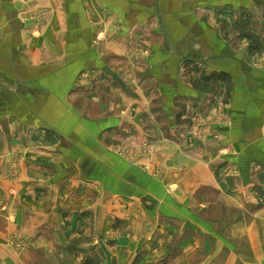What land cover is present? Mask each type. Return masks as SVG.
<instances>
[{
  "label": "crops",
  "instance_id": "crops-1",
  "mask_svg": "<svg viewBox=\"0 0 264 264\" xmlns=\"http://www.w3.org/2000/svg\"><path fill=\"white\" fill-rule=\"evenodd\" d=\"M257 2L264 0H0V227L10 228L13 213H35L37 223H45L47 212H53L52 223H67V243L82 244L76 253L73 245L66 247L67 256L78 254L86 264L92 254L113 259L112 264H136L139 255L148 253L140 264H176V256L160 255L173 246L159 244L161 250L155 251L159 246L148 242L168 236V230L174 236L176 228L174 219L172 228H156L166 220L155 212L156 198H162V207L169 204L166 188L174 184L181 186L174 199L184 202L185 180L197 185L196 170L207 185L214 177L205 170L247 166L250 150L264 166V61L255 64L254 51H238L221 35L228 37L223 27L230 13L246 10L262 17ZM258 22L254 25L264 38V19ZM117 77L140 78L139 96L155 83L139 108L142 117L154 114L167 133L160 156L161 169L168 173L156 179L109 150L132 125L110 112L118 95L128 102V87L114 86ZM211 86L214 92L207 89ZM211 98L222 99L225 122L217 128L213 123L214 131L212 123L202 124L215 111ZM186 101L199 108V126L191 121L184 126L192 113L182 107ZM202 127L204 137L196 133ZM186 128L198 136L195 149L177 137L185 138ZM112 133L115 138L109 137ZM237 149L240 153L226 164L218 159L219 152ZM9 160L17 163V179L9 175ZM219 187L216 182L212 190L219 193ZM50 199L51 207L43 208ZM98 210L111 211L113 232L119 234L107 237L114 244L111 252L92 253L87 247L101 232L92 235ZM102 220L106 228L107 215ZM60 230L55 228L57 237ZM5 237L0 235V264H11L19 256L2 244ZM190 246L182 244L185 252ZM193 256L185 260L201 263Z\"/></svg>",
  "mask_w": 264,
  "mask_h": 264
},
{
  "label": "rangeland",
  "instance_id": "rangeland-1",
  "mask_svg": "<svg viewBox=\"0 0 264 264\" xmlns=\"http://www.w3.org/2000/svg\"><path fill=\"white\" fill-rule=\"evenodd\" d=\"M257 9H259L262 17H260L258 13L257 17L253 18L246 10L241 14L239 13L240 15L234 13L227 15L225 19L228 24L224 25L223 30L227 33L226 36L228 37H225L223 33H221V35H223V38L231 41L232 44L235 43L238 51L246 49L252 52L254 51L253 53L256 59V63H254L258 65L260 62L261 65H263L264 38L260 35L261 33L259 31L261 29L257 24L260 19H264V3L257 2ZM221 16L224 17L223 14ZM254 22L258 23L254 25ZM236 23L240 24L236 26ZM117 78L114 84L116 89L120 83L128 87V89L126 88L128 102H126L125 97L123 98V94L117 97L113 95L115 97L113 98L114 110L110 112L122 117L124 115L123 121H130L132 125L125 126L122 130L123 134L119 135L116 140L117 143L115 141L109 150L112 151L114 155L124 158V161L127 162L126 165L131 164L144 171L151 172V174L147 175L148 178H155L159 175L163 176L168 172H164L163 169H161L162 158L160 154L163 148H166L167 142L164 140L161 141V137L166 136L167 133L163 132V129L161 130L156 117H153L154 114L147 119L146 117H142L143 114L140 112L139 108L140 99L142 97H149L151 90H153L152 85H155V83L151 82L149 89L147 88V90L142 91L139 96L136 93L138 90L136 85L140 78ZM224 82L225 81H223V84ZM216 86H211L212 88L207 89L210 90L209 92H214L213 90H216ZM130 97L133 99L132 104L129 102ZM214 99L211 98L209 105L214 106L215 111H206L205 114L208 112L209 115L207 117L205 116V120L202 122V124L204 123L206 125L208 122L212 123L210 124V126H212L209 127L211 131H214L213 123H215L216 128L217 126L223 127L222 125L225 123L221 113L222 106H220L222 99H216L215 102ZM228 99L229 97L223 99L222 103H226ZM136 102L137 104H135ZM182 107L185 111L192 109L190 116L186 117L189 122H185L186 119L183 120L185 122L184 126L186 123L191 122L199 126L197 122L202 121V114L199 115L198 112L199 108L187 101ZM153 111L154 110H152V112ZM217 113H219L220 116H218ZM129 117L133 118L130 119ZM191 129L192 128L185 129V138H182L179 134H177V137L186 145L188 144L189 147H194V143L192 142H197L198 139L196 137L203 136L202 134L207 129L205 130L204 127L199 129V132H196L198 136H195L196 134L193 135ZM170 132H174V136L176 137L175 131L170 130ZM109 137L115 138V133L110 134ZM168 142H171V140ZM182 149L185 150V148ZM192 149H195V147ZM250 152L251 156L245 162L247 166L242 167L238 165L232 166V168L220 166L218 170H205L203 173L209 171V176L211 172L215 179H213L212 183L208 181L207 185H202L200 182V170H196L197 178H199L198 184L196 185L194 182L190 184L189 178L185 180L188 185L187 187L186 185L184 186V189H187V199L186 197L184 198L183 195L184 202L180 203L174 199V197L178 196L181 189V186H175L174 184L166 188L167 193L165 198L168 201L166 203L169 204L162 207V198H156L159 205L155 212L157 211V213L162 216L163 220L166 219L163 224H160L158 221L156 228H172V225H174L172 224L173 219L176 221L180 219L182 221H174L176 225V228H174V236L171 235L172 231L168 230V236L157 238L156 243L148 241L150 245L159 246L155 251L161 250V245L159 244L173 246L171 251L165 253L161 252L160 255L176 256L174 258L177 260L176 264H195L190 263L191 260L189 262L185 260L189 258L190 253L194 254L193 257H196L195 260L201 262L199 264H264V166L258 163L259 160L256 158L257 154L256 156L254 155L256 151L250 150ZM239 153L240 151H238V149L233 153L222 151L221 153L219 152L220 156L218 159L221 157L222 163L226 164L228 158L233 159V157ZM243 153L248 155V152ZM158 155L159 157H157ZM155 159L156 161L153 163ZM10 162L13 163V168L10 170L9 175L12 174V176L17 179L16 177L19 175L17 163H15V160ZM220 163L221 162H219V164ZM178 173L179 172H176V174ZM209 176L208 178H210ZM174 182H179V179H174ZM216 182L220 184L219 193L212 190V188H216ZM203 186L208 187L204 188ZM91 187L93 188L94 186L91 185ZM94 194L95 190L93 189V200L95 198ZM108 198L109 200L112 199L111 196H108ZM177 198L179 199V197ZM111 202L112 204L110 201L108 202L109 207L113 206L115 203L113 199ZM170 206H172L174 210H172ZM50 207L51 199L49 204H45L43 208L49 209ZM4 210L6 211V209ZM110 212L107 211L105 213L98 210L96 213L97 217L93 220L94 223H92V235L94 231L97 232V229L100 228L101 232L95 238L93 237L92 243L87 245L92 253L111 252V246H114V244L110 245L107 243V237L119 235L113 232L116 227L115 223H111L114 219H109L111 215ZM47 214L49 216L44 217V219L47 220L45 223H43L42 220L37 223L35 213H13V223H10V228L7 226L5 229L0 227V235H6L2 244L13 249L15 255L19 256L12 258L13 261H11V264H83V262L87 261L86 258L80 259L78 254H73L75 257L74 260L72 255H65L64 249L66 247L73 245L72 252L76 253L79 251L76 247H81L82 244L78 243V240H76V243L72 241L71 243H67L69 236L66 226L67 223H52V215H54V213L52 212L49 214L47 212ZM105 215L108 217V221H105L107 222L106 228L105 223H99L103 221L102 219ZM66 218L65 215L64 219ZM117 225H119V223ZM55 228L61 229L59 231L60 237L54 234ZM156 228L152 229L153 234H155ZM185 232H190L189 236ZM170 235L173 237H170ZM143 241L147 242V240ZM185 243L191 245V250L185 252L182 247V244ZM214 246H216V248H214ZM208 247L209 249H207ZM43 252H46L44 260L41 259L44 254ZM57 254H59V256H57ZM148 256V253L139 255L140 259L136 260V264H140L144 261L143 258ZM205 256L206 259H204ZM34 257L36 258L35 260ZM112 261L113 259L101 258L97 254H92L89 264H101L102 262L112 264ZM84 264H86V262Z\"/></svg>",
  "mask_w": 264,
  "mask_h": 264
}]
</instances>
